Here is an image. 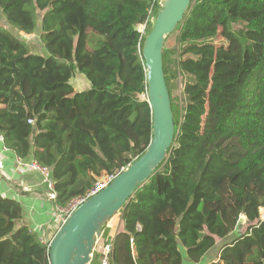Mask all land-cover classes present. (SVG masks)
<instances>
[{
    "label": "trees",
    "instance_id": "16d2710c",
    "mask_svg": "<svg viewBox=\"0 0 264 264\" xmlns=\"http://www.w3.org/2000/svg\"><path fill=\"white\" fill-rule=\"evenodd\" d=\"M160 2L0 0L16 31L0 25V138L49 168L60 208L151 140L140 30ZM171 34L172 146L116 213L122 229L111 237L106 224L97 243L112 242L113 264L198 263L219 240L210 264H264V0H190ZM75 72L88 89L74 91ZM22 214L0 195V264H49V244ZM97 243L89 264H100Z\"/></svg>",
    "mask_w": 264,
    "mask_h": 264
},
{
    "label": "water",
    "instance_id": "95a60500",
    "mask_svg": "<svg viewBox=\"0 0 264 264\" xmlns=\"http://www.w3.org/2000/svg\"><path fill=\"white\" fill-rule=\"evenodd\" d=\"M190 0H161L142 44L152 135L145 151L103 190L82 203L61 225L48 246L49 264H89L102 227L124 207L164 161L174 138L162 50L165 38L182 22Z\"/></svg>",
    "mask_w": 264,
    "mask_h": 264
},
{
    "label": "crops",
    "instance_id": "0c3cea01",
    "mask_svg": "<svg viewBox=\"0 0 264 264\" xmlns=\"http://www.w3.org/2000/svg\"><path fill=\"white\" fill-rule=\"evenodd\" d=\"M77 79L81 80L83 88H74L70 80L74 91L86 90L83 79L80 76ZM31 162L33 160L30 157L18 159L13 152L4 148L3 141L0 139V195L19 202L23 210L20 224L35 230L39 234L41 242L49 244L60 228L58 222L51 218L55 203L54 200L49 199L41 176L27 170L25 165ZM260 215L263 218L262 210H260ZM242 221L244 223V218ZM108 226L109 234L112 237L122 229L118 214L109 221ZM243 229L244 227L241 225L237 226L229 238L238 235ZM222 242L223 240L217 241L215 249H211L198 263H191L183 254V264H210L217 261V250ZM101 245L102 241L97 243L99 250Z\"/></svg>",
    "mask_w": 264,
    "mask_h": 264
},
{
    "label": "built area",
    "instance_id": "2783aa9c",
    "mask_svg": "<svg viewBox=\"0 0 264 264\" xmlns=\"http://www.w3.org/2000/svg\"><path fill=\"white\" fill-rule=\"evenodd\" d=\"M161 1V0H160ZM156 0H153V3ZM161 3V2H160ZM157 11V10H156ZM154 4H151L146 21L142 26L141 34H144L145 28L147 24L153 23L154 15L156 13ZM1 139V138H0ZM27 170L30 172L37 173L41 176L42 184L45 185L46 190L48 191V197L51 200H55L56 192L54 188V183L50 178V170L47 167L39 165L37 162L33 161L27 165H25ZM124 169L120 170L119 172L109 174V175H101L99 176L91 190H89L85 195L76 197L72 199L66 207L60 208L55 205L54 211L51 213V218L58 222L59 227L67 220V218L87 199L98 193L99 191L103 190L120 172ZM109 227V226H108ZM111 236V235H110ZM112 237V236H111ZM101 257H100V264H113L112 263V242H102L101 245Z\"/></svg>",
    "mask_w": 264,
    "mask_h": 264
},
{
    "label": "rangeland",
    "instance_id": "374dc122",
    "mask_svg": "<svg viewBox=\"0 0 264 264\" xmlns=\"http://www.w3.org/2000/svg\"><path fill=\"white\" fill-rule=\"evenodd\" d=\"M159 6H160V4H159ZM3 20H4V19H3ZM0 25L6 27V25H5V21L2 22V16H1V13H0ZM151 27H152V25H151ZM151 27H150V29H151ZM6 28H8V26H7ZM8 30H9L12 34H15V35H16V31L12 30L11 28H8ZM141 30H142V28H141ZM141 30H140V31H141ZM149 31H150V30H149ZM143 35H147V34L145 33V31H144V34H143ZM36 37H37V35L32 36V37H29V38L32 39V40H29V44H30V45H31L32 43H37V42H36ZM174 37H175L174 34L169 35L168 38L166 37V38H167L166 45H167L168 47H170V46H172V45L174 44ZM27 38H28V37H27ZM221 41H223V40H221V39L218 38V39L215 40V44L219 45V44L221 43ZM32 45H33V44H32ZM78 76H80V77L83 79L82 81H84V88L86 87V88L88 89V88H89V83H88V81L84 78L83 75H80L78 72H75V73L73 74L72 79H71V82H72L74 88H75V87L78 88V89H82V88H83V86H82L83 83L81 82L80 79H77Z\"/></svg>",
    "mask_w": 264,
    "mask_h": 264
},
{
    "label": "clouds",
    "instance_id": "9594fccd",
    "mask_svg": "<svg viewBox=\"0 0 264 264\" xmlns=\"http://www.w3.org/2000/svg\"><path fill=\"white\" fill-rule=\"evenodd\" d=\"M153 24V23H152Z\"/></svg>",
    "mask_w": 264,
    "mask_h": 264
}]
</instances>
